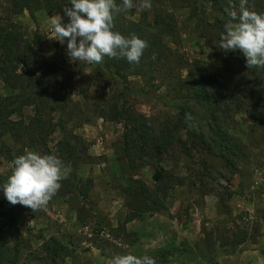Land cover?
<instances>
[{
  "label": "rangeland",
  "instance_id": "rangeland-1",
  "mask_svg": "<svg viewBox=\"0 0 264 264\" xmlns=\"http://www.w3.org/2000/svg\"><path fill=\"white\" fill-rule=\"evenodd\" d=\"M5 1L0 0V16ZM116 3L121 5L120 0ZM223 3L225 17L207 0H157L144 19H151L156 9L173 14L176 36L163 41L173 52L170 64L174 73L181 79L188 73L197 78L202 75L210 83L209 91L224 89L232 94L225 102L227 108L217 109L219 125L235 145V157L231 154L226 159L218 149L212 155L208 127L212 125V105L195 102L184 90L170 94L160 78L166 74V63L157 65L153 85L142 78H129L131 91L120 88L112 92L114 82L96 78L94 65L70 61L67 41L56 40L53 15L37 12L31 19L24 12L16 17L28 31L40 33L46 55L62 59L61 78L70 76L71 98L87 105L88 121L66 128L77 138L80 161L76 179L62 181L44 209L34 212L12 205L0 192V248L15 264H108L113 257L128 254L153 257L159 264H264V69L247 68L239 50L229 54L226 64L214 58L212 51L219 46L233 8L232 0ZM248 5L250 10L264 13V0H249ZM142 11L119 14L137 22L143 20ZM59 15L66 18L64 13ZM115 93L119 103L155 124L175 120L178 108L188 107L192 123L188 130H180L181 144L129 169L122 147L123 125L90 113L92 105L106 106ZM59 137L58 133L48 137L52 155ZM4 149L19 153L5 134L0 136V175L10 177L13 167ZM158 169L166 172L161 184L152 178ZM130 175L160 201L159 211L153 210L146 197L129 193ZM78 180L83 184L75 190L73 184ZM50 238L68 248L67 257L50 262L43 249Z\"/></svg>",
  "mask_w": 264,
  "mask_h": 264
},
{
  "label": "trees",
  "instance_id": "trees-1",
  "mask_svg": "<svg viewBox=\"0 0 264 264\" xmlns=\"http://www.w3.org/2000/svg\"><path fill=\"white\" fill-rule=\"evenodd\" d=\"M207 1L212 7H217L218 15L227 16L228 13L224 11V0ZM5 2L6 7L1 10L2 16H0V136L8 135L17 145L16 151L20 153L4 149L7 152V161L14 167V159L21 156L25 149L38 153H43L42 150H44L43 154L52 155L48 149L50 142L48 137L58 133L60 139L54 144L53 155L70 165L69 178L72 177L74 180L80 155L76 149L77 138L66 128L70 124L76 127L88 121L87 105L82 106L80 102L72 100L70 80H67L70 76L61 78V72H64L62 59L46 55L40 33L28 31L16 20V17L24 12L31 19L35 18L37 12H45L46 15L62 14L64 13L63 7L68 5L69 0H6ZM120 2L122 5V0ZM154 2L157 3V0H151L152 5ZM233 5L239 9V4L232 0L231 7ZM141 14L143 20L139 19L137 22L126 19L123 14H116L113 29L125 37L135 34L148 43L149 47L144 51L139 66L129 64L126 59L106 57L103 63L94 65L95 77L110 78L108 80L114 82V85L110 87L112 92L120 88L129 89V78H142L151 86L157 79L153 76L157 65L166 63V74L160 78L163 84L170 88V94L175 95L184 90L195 102L212 105V125H208L212 131V155L214 150L218 149L225 159L231 154L235 157V145L221 129L217 117V109L223 106L227 108L225 102L232 97V94L224 89L223 91L213 89L209 91L210 83L202 75L197 78L188 73L183 79L178 77L174 73L176 69L170 64L173 52L163 41L166 37L176 36L175 17L162 9H156L148 21L144 19L148 14L147 11L143 10ZM217 19L218 17H213L214 22ZM64 22L70 21L66 17ZM212 52L214 58L223 64L229 60V54L233 53H226L219 46H216ZM261 72L263 73V70ZM3 91L8 93L5 94ZM133 93L138 94V91H133ZM118 99L115 93L106 102V106L92 105L90 113L92 116L97 115L103 120L123 125L122 147L129 169H134L135 164L143 162L146 157L165 154L169 148L181 144L180 130H188L192 123L191 119H187V116L191 115L188 107L178 108L175 120L168 119L167 122L155 124L137 110L126 108V103H119ZM26 111L30 114H26ZM200 141L209 146L204 137H201ZM165 173L164 169H158L152 178L156 183L161 184ZM8 178L9 175H0V186L5 184ZM66 180L69 182V179ZM80 184H83L81 180L76 181L75 185L73 184L74 189L80 190ZM128 188L131 195L139 194L146 197L152 203L153 210L161 209L160 201L156 200L152 192L140 181L132 178V175L129 177ZM0 192L5 196L2 187H0ZM219 204L225 207L221 199H219ZM43 249L51 263L64 259L69 254L68 248L53 238L44 242ZM5 262L15 264V261L7 255L6 250L0 248V264ZM156 264L159 263L156 262Z\"/></svg>",
  "mask_w": 264,
  "mask_h": 264
},
{
  "label": "clouds",
  "instance_id": "clouds-1",
  "mask_svg": "<svg viewBox=\"0 0 264 264\" xmlns=\"http://www.w3.org/2000/svg\"><path fill=\"white\" fill-rule=\"evenodd\" d=\"M71 5L70 7L68 5ZM249 0H240L239 9L233 5L230 20L221 33L219 48L224 52L239 50L249 69H264V13L248 7ZM63 12L50 17L52 29L61 44L67 41V55L71 62L97 65L104 59H126L139 66L149 47L135 34L125 37L113 31L115 15L132 9L151 10V0H69ZM187 119H192L191 115ZM13 172L3 184L4 195L12 205H23L34 212L44 209L69 178L71 167L56 155L25 150L13 161ZM108 264H156L153 257L132 254L117 255Z\"/></svg>",
  "mask_w": 264,
  "mask_h": 264
}]
</instances>
